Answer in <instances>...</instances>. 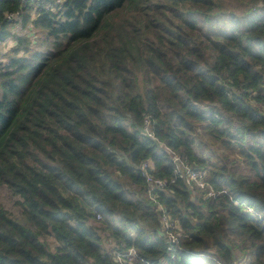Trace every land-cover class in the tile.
I'll return each instance as SVG.
<instances>
[{"label": "trees", "instance_id": "obj_1", "mask_svg": "<svg viewBox=\"0 0 264 264\" xmlns=\"http://www.w3.org/2000/svg\"><path fill=\"white\" fill-rule=\"evenodd\" d=\"M239 1L0 0V44L15 40L0 59V185L21 210L0 205V264H115L109 242L135 248L132 264H264V0L238 17ZM220 20L233 31L204 25ZM169 149L215 197L189 190ZM148 160L168 183L157 202Z\"/></svg>", "mask_w": 264, "mask_h": 264}, {"label": "built area", "instance_id": "obj_2", "mask_svg": "<svg viewBox=\"0 0 264 264\" xmlns=\"http://www.w3.org/2000/svg\"><path fill=\"white\" fill-rule=\"evenodd\" d=\"M21 1L22 3H28L35 0ZM62 2L63 0H56V3ZM7 18L9 21H18L21 19V16L20 13H14L9 14ZM142 135L146 138L157 140L155 133V123L151 116H148L144 121ZM169 153L171 154L173 164L176 166L180 177L185 180L186 185L188 186L191 192L202 191V193L205 194V199H209L216 196V191L210 184H208L209 174L206 170H192L186 164L185 158L181 157L178 153L173 152L170 149ZM138 170L141 171L142 176L145 178V181L148 186V196L151 200L157 202V196H155V193L159 190L169 193L167 181L155 177V175L152 173V170H154V166L151 160L143 162L140 167H138ZM171 183H174V181H172ZM160 210L163 212L162 222L164 224V228L167 230V240L169 243H175L177 242V238L173 231L180 229L179 224H176V222L171 218V216L167 213V210L164 207L160 206ZM118 248L119 246L114 243V246L110 251L114 257L115 264H132L138 254L136 249L130 248L125 251H120V249Z\"/></svg>", "mask_w": 264, "mask_h": 264}, {"label": "rangeland", "instance_id": "obj_3", "mask_svg": "<svg viewBox=\"0 0 264 264\" xmlns=\"http://www.w3.org/2000/svg\"><path fill=\"white\" fill-rule=\"evenodd\" d=\"M239 2L244 3L245 6H243V10L242 11L235 12V14L238 17L242 16V14H243L244 11H247L248 9H252V7H253V5L250 4V0H240ZM233 3H235V2H232V4H230L227 7V10L228 11L230 10L231 5H233ZM204 25L206 26L207 29L215 28V29L227 30L229 32H232L233 31V24L229 20H220V21H217V22L213 23V26L212 27H210L211 25H209V24H204ZM27 32H28L27 30H25L24 28H22V27L19 26V27L15 28V30H14L13 33L15 35L24 36V35H26ZM32 39H33V37H32ZM14 41L15 40L12 37V38L8 39L6 42L0 44V59H1V61L7 62V60H8L7 55L10 54V51H11L10 46L12 45V43ZM205 141L208 142V139L205 138ZM196 144H197L198 147H200V145H199L200 144L199 139H197ZM206 149L205 150H202V149L199 150L198 149V154L201 155L202 157H204V156L210 157L212 160L214 159L212 157L213 156L215 157V155H216L214 153L215 151H217V152L219 151L220 152V153H218V155L219 154H223V149L221 147L217 146V145L211 146V150L210 149H207L206 150ZM228 154L229 155H232L233 153L230 151ZM17 202H18V198L15 197V196H13L11 194V192L7 189L6 186L0 185V205L4 206L7 210H9V212L14 217L20 218L21 217V210H20V207L17 205ZM49 243L51 245V248H54L55 243L53 242V240L49 239ZM113 246H114V243L109 242L107 244L106 248L109 251H111L112 248H113ZM206 263H210V261L207 260Z\"/></svg>", "mask_w": 264, "mask_h": 264}]
</instances>
